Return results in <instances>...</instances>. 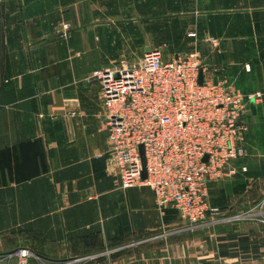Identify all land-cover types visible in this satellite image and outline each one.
Here are the masks:
<instances>
[{"label":"crops","instance_id":"obj_1","mask_svg":"<svg viewBox=\"0 0 264 264\" xmlns=\"http://www.w3.org/2000/svg\"><path fill=\"white\" fill-rule=\"evenodd\" d=\"M212 1L165 12V0H0L1 264H18L4 257L18 247L35 255L25 264H264V155L248 152L264 122V0ZM152 16L163 32L166 16L191 18L197 36L150 37ZM236 16L242 33L227 36ZM154 40L168 54L197 40L209 78L261 93L255 112L244 111L235 163L246 169L207 184L220 220L187 226L173 207L155 206L149 187L119 186L89 72Z\"/></svg>","mask_w":264,"mask_h":264},{"label":"built area","instance_id":"obj_2","mask_svg":"<svg viewBox=\"0 0 264 264\" xmlns=\"http://www.w3.org/2000/svg\"><path fill=\"white\" fill-rule=\"evenodd\" d=\"M67 27L61 24L62 30ZM89 75L100 84L103 124L119 186L149 187L155 206L173 207L187 226L206 217L218 220L214 216L220 209L207 202V184L246 169L235 163L244 152V111L260 93L244 95L224 78L206 77L194 48L165 57L161 47H150L134 65L99 67ZM27 255L33 254L18 247L4 257L15 256L18 264H25Z\"/></svg>","mask_w":264,"mask_h":264},{"label":"rangeland","instance_id":"obj_3","mask_svg":"<svg viewBox=\"0 0 264 264\" xmlns=\"http://www.w3.org/2000/svg\"><path fill=\"white\" fill-rule=\"evenodd\" d=\"M166 2V5H169L168 7H166V10H164L165 12L166 11H187L191 8H194V6H203L205 3L203 2L204 0H179V1H176V2H179V4L177 3H172L173 0H165ZM209 2V1H208ZM212 3L215 5V4H218L216 7H220V1L219 0H215V1H212ZM173 6H176V7H173ZM229 6V5H228ZM227 6V7H228ZM234 7L232 5V2H230V6L229 7ZM230 13V12H228ZM168 14V13H166ZM171 14V13H170ZM157 17L158 16H152L150 17V22H149V33H150V37L153 36V34L155 35H158V33L162 34V36H165L166 38L168 39H172L173 41H176L177 42V39L180 38V32L181 31L180 29H185L186 31L182 34H184L186 37H195L197 36L195 31L194 30H189V25L192 24V20L191 18H187L185 16H179L178 18H173L172 20H168V16L165 17V29H164V32L162 30H160V26L162 27V25L160 24V22H157ZM207 24L208 21H206L205 19L202 20V22L200 23H205ZM159 23V24H158ZM229 23L232 24L231 26V30L230 31H227L226 32V35L227 36H236V34L238 33H242L241 31H239L238 29L242 28L245 26V20L240 18V16H236L234 18H231L229 19ZM134 26H137L136 24L132 25V27ZM60 28H61V24H60ZM67 31H68V27L66 29H61L57 34L60 36V37H63L65 38L67 36ZM193 33V34H192ZM250 35V39L253 38V33H247V35ZM192 35V36H191ZM214 38V37H213ZM215 39V38H214ZM153 45L152 47H161V49L163 50V47H164V53L163 55L165 57L167 56H171L173 55L174 53H177V52H182V51H187L189 49H197V45H198V42L197 40H195V44L192 45V47L188 48L187 49H181V50H177V51H173L171 53H166L165 51V44L163 41H158V40H154V41H150ZM159 42V43H158ZM166 43V42H165ZM199 43H201L199 41ZM164 44V45H162ZM167 44V43H166ZM135 49V50H134ZM129 48L127 49L126 53H122L117 59L116 61H114V63H111L109 65H120V64H125L127 66H131V65H134L137 61H138V58L142 52V48L141 47H136V48ZM125 51V49H124ZM203 50H201L199 53L200 55L198 56L199 57V61H200V64H201V67L203 69V73L206 77H208V52L207 51H204L202 52ZM198 52V51H197ZM107 65V66H109ZM246 66L244 65V68ZM209 71H212V70H209ZM217 77H221V75L217 76ZM211 78V77H210ZM228 81L227 78H224ZM229 83V81H228ZM229 85L233 86L235 89H237L238 87L232 85L231 83H229ZM240 88H238L239 90ZM241 91V89H240ZM257 91V90H255ZM255 91H252V92H255ZM242 92V91H241ZM252 92H248V93H252ZM259 92V91H258ZM247 92L246 93H243L244 95L245 94H248ZM260 93V92H259ZM260 97H261V93H260ZM258 97V98H260ZM245 121V124L247 125V119H244ZM263 123V124H262ZM257 140H255V138ZM251 148L250 150H248V152L251 154V155H264V122H261V126H258L257 127V130L254 132L253 131V135L251 136ZM243 155H245V152H243ZM261 200H264V195L262 197ZM214 206V205H213ZM220 209V207H218ZM221 209H220V213L218 215H215L214 217H219L218 220H220V217H223L221 215Z\"/></svg>","mask_w":264,"mask_h":264},{"label":"water","instance_id":"obj_4","mask_svg":"<svg viewBox=\"0 0 264 264\" xmlns=\"http://www.w3.org/2000/svg\"><path fill=\"white\" fill-rule=\"evenodd\" d=\"M150 47L149 46H146L144 47V51H147ZM202 80V72L201 70L199 69L198 70V75H197V81L200 82ZM249 109L251 111V113H254L255 112V106H254V103H253V99H250L249 100ZM139 151H140V154H142V147L141 145H139ZM141 163L143 165V156L141 155ZM144 168L142 166V169L140 171V177H144L145 173H144Z\"/></svg>","mask_w":264,"mask_h":264}]
</instances>
